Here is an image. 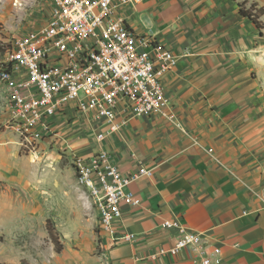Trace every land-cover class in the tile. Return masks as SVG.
I'll list each match as a JSON object with an SVG mask.
<instances>
[{
    "label": "crops",
    "instance_id": "0c3cea01",
    "mask_svg": "<svg viewBox=\"0 0 264 264\" xmlns=\"http://www.w3.org/2000/svg\"><path fill=\"white\" fill-rule=\"evenodd\" d=\"M253 1L264 9V0ZM243 2L114 0L117 16L137 37L152 41L146 52L161 47L177 59L160 80L171 118L132 117L121 106L114 119L121 126L109 131L70 107L54 118V135L45 141L69 159L106 152L124 175L139 164L152 171L125 189L135 204L122 202V216L113 224L135 239L116 242L95 209L91 241L51 249L41 259L14 249L0 264L199 262L191 251L152 258L176 240V231L162 226L166 221L200 234L209 264H264V15L258 30L241 15ZM51 10L52 4L43 24L29 31L45 25Z\"/></svg>",
    "mask_w": 264,
    "mask_h": 264
},
{
    "label": "built area",
    "instance_id": "2783aa9c",
    "mask_svg": "<svg viewBox=\"0 0 264 264\" xmlns=\"http://www.w3.org/2000/svg\"><path fill=\"white\" fill-rule=\"evenodd\" d=\"M128 2L120 0L122 5ZM113 3L51 0L46 24L14 38L0 63V83L10 103L12 128L25 146L52 137L54 118L70 107L109 126V131L121 126L114 123L121 106L132 117L171 118L160 80L175 68L176 57L161 47L146 52L152 41L137 37L117 16ZM71 160L76 182L91 199L103 229L116 242L134 241L133 234H119L113 224L122 216V202L135 204L132 192L125 189L143 177L150 178L152 171L139 164L136 172L124 175L106 152L91 158L72 156ZM162 226L175 230L177 237L152 258L191 251L200 256L194 264H209L200 234L178 221Z\"/></svg>",
    "mask_w": 264,
    "mask_h": 264
},
{
    "label": "rangeland",
    "instance_id": "374dc122",
    "mask_svg": "<svg viewBox=\"0 0 264 264\" xmlns=\"http://www.w3.org/2000/svg\"><path fill=\"white\" fill-rule=\"evenodd\" d=\"M50 7L51 0H0V63L14 38L43 24ZM261 86L264 100V70ZM88 197L76 182L72 160L57 146L45 140L23 144L0 83V259L14 249L41 259L51 249L91 241L97 219Z\"/></svg>",
    "mask_w": 264,
    "mask_h": 264
},
{
    "label": "trees",
    "instance_id": "16d2710c",
    "mask_svg": "<svg viewBox=\"0 0 264 264\" xmlns=\"http://www.w3.org/2000/svg\"><path fill=\"white\" fill-rule=\"evenodd\" d=\"M236 1V0H233ZM245 0V2L239 4L240 13L242 16L247 17L258 30L263 29V23L261 18L264 15V9L260 8L257 3L252 0ZM59 251V250H57Z\"/></svg>",
    "mask_w": 264,
    "mask_h": 264
}]
</instances>
